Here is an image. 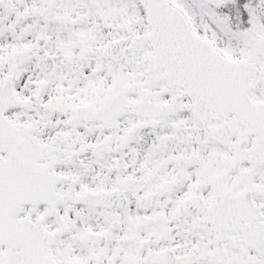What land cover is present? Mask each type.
<instances>
[{
	"label": "snow or ice",
	"instance_id": "6c2138e0",
	"mask_svg": "<svg viewBox=\"0 0 264 264\" xmlns=\"http://www.w3.org/2000/svg\"><path fill=\"white\" fill-rule=\"evenodd\" d=\"M0 264H264V0H0Z\"/></svg>",
	"mask_w": 264,
	"mask_h": 264
}]
</instances>
